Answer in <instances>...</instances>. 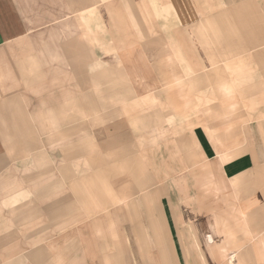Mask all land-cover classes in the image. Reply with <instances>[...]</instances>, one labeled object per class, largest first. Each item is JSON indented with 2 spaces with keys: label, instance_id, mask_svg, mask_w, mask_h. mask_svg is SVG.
Masks as SVG:
<instances>
[{
  "label": "crops",
  "instance_id": "0c3cea01",
  "mask_svg": "<svg viewBox=\"0 0 264 264\" xmlns=\"http://www.w3.org/2000/svg\"><path fill=\"white\" fill-rule=\"evenodd\" d=\"M44 135L101 153L82 222L7 190ZM0 186V264H264V0H0Z\"/></svg>",
  "mask_w": 264,
  "mask_h": 264
},
{
  "label": "rangeland",
  "instance_id": "374dc122",
  "mask_svg": "<svg viewBox=\"0 0 264 264\" xmlns=\"http://www.w3.org/2000/svg\"><path fill=\"white\" fill-rule=\"evenodd\" d=\"M29 137H30L29 139H28V136L26 137L27 142L32 141L35 138L34 135H31ZM66 138L67 137H64L61 139H66ZM77 138L80 139V136H75L74 140ZM68 139H72V137L68 136ZM14 147L18 148L17 141L14 143ZM27 147L31 148L32 146H27ZM63 147L64 146L58 145V143L56 145L54 140L49 139L48 137H46L44 135L43 136V149H42V151H39V152L30 151V152L26 153V156H28L27 157L28 163L31 162V160L35 157H39V158L42 157V159L44 160V162H42L43 163V166H42L43 175H42L41 179H39V183H35V179H34L35 170H34V168L30 169V171H26L25 165L21 166L22 161H20V160H23V159H19V158H21L20 153L16 152L15 153L16 158L14 157L16 160L15 163H16L17 168L18 167H21V168L18 169L17 171L14 170V172L12 173L13 178L10 177L11 189H10V185H9V187H7V190L10 191L11 193L13 191L18 192L19 190L22 191L24 189H28L31 192H34V191L41 192L42 193L41 196L44 199L38 200V201L32 200V201H29L28 204L26 205L27 207H31V210L28 209L29 210L28 212L32 215L35 214L34 208H36V207L37 208H40V207L49 208L53 201H55L56 203L61 201L63 203V205L61 207H66L65 206L66 200H56V199H58L57 198L58 196L62 195V191H63L62 190V191L58 192L60 190L58 182L62 180L61 175L65 176L66 172L68 171V175L70 176L71 179L69 180V183H67V185H66V188L67 189L69 188V189L67 191L64 190V192L66 191V192L71 193L72 192V190H71L72 186L76 187L77 185H79V187L81 189L80 190L78 188L79 192L77 194L75 192H73L74 193V199H75V201H74V210H75L74 219H75V222L78 223V222H82V220L84 218L81 214H79L82 212V210L80 208L81 207L80 202H82L81 199H82L83 185H85L89 188L90 193H92L94 191V189L96 190V186L94 187V184L92 183V181L89 184L87 182V180H84V177H87L88 175H90L91 177L95 176L97 174L98 170L103 169L104 164H97L98 163L97 161L100 159V156L98 154H101L97 150H92V152H90V161H89V153L84 152V151L82 152L80 150L79 146L76 145L72 149H69V150H64V149H62ZM93 148L94 147H92V149ZM153 154L157 158L162 153L154 152ZM30 158H31V160H29ZM67 158H69V159H67ZM66 161L69 162L70 169L65 168V166L68 164V162H66ZM85 161H87L88 163H85ZM102 162L104 163L103 159H102ZM161 162L162 161H160V163ZM120 167H122V166H120ZM156 168L162 169L163 163L158 164ZM171 170H173V171L178 170V167H171ZM123 174H124V172H122V174H121V172L118 170V176L117 175L116 176L119 179V177L122 176ZM26 180H28V182ZM70 181H72L73 183ZM113 182L114 181H112L111 183L113 184ZM13 186H14V190L12 189ZM157 188H158V185L155 186V190H157ZM45 190H46V192H45ZM2 192H3V189L0 186V211H2V214H3L4 209H10V208L3 205V201L1 200ZM158 195L161 197L160 194H158ZM143 196H144L143 193H139L137 198L132 200V202L137 203L138 209H140L139 210V213H140L139 218L141 220H143L144 222H146V216H141L142 215L141 213H143V211L146 210V208L148 206L154 207L155 218H158L156 208L157 207L159 208V206H160V199L159 200L155 199V203H153V200H152V203H151V201L146 202V200H143V198H142ZM130 201H131V199H130ZM125 204H126V206H125ZM20 206L24 207L25 204L18 205L15 208H20ZM121 206L126 208L127 203H124V205L122 204ZM78 208H80V209H78ZM2 214H1L0 218H3ZM16 218H18V217H16ZM85 218L88 220V217H85ZM95 218H97V217L92 216L91 220H94ZM113 218L115 219V217H113ZM131 218H132V216L129 217L128 215H124V216H121L118 221L115 219L116 223L118 225L121 224V229H119V230L124 231V228L126 227V223L128 221L132 220Z\"/></svg>",
  "mask_w": 264,
  "mask_h": 264
}]
</instances>
